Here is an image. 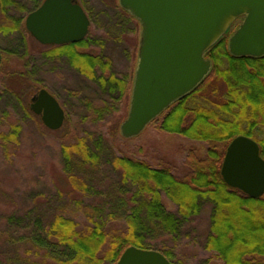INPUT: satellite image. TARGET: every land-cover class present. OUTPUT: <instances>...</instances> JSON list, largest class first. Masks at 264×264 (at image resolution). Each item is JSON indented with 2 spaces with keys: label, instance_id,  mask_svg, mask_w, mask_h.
I'll return each mask as SVG.
<instances>
[{
  "label": "trees",
  "instance_id": "trees-1",
  "mask_svg": "<svg viewBox=\"0 0 264 264\" xmlns=\"http://www.w3.org/2000/svg\"><path fill=\"white\" fill-rule=\"evenodd\" d=\"M28 1L33 3L31 7L17 0H0L2 15L8 16L10 9L20 12L17 17H10L9 26H0L4 32L11 31L20 38L5 52L10 57H27L22 19L41 0ZM87 13L91 17L97 14L92 10ZM229 34L230 30L205 52L212 62L210 72L175 105L169 106L158 124L161 130L199 143V147L188 150L181 172L170 165L153 167L146 160L124 154L114 156L109 165L117 175L120 213L112 211L106 219H87L83 223L62 213H53L46 222L41 213L18 216L24 223L29 217L33 219L32 227L26 228V237L33 243L36 254L40 253L34 264H116L131 245L158 250L173 264H182L174 259L171 249L157 240L178 234L199 214L204 203L211 206L204 243L210 259L221 264H264V194L252 198L225 184L220 175L225 148L236 135L256 140L264 158V55L233 56L227 49ZM87 42L55 46L42 54L49 62L65 57L101 89L102 96L97 102L86 101L82 107V119L111 120L129 94L132 72L121 77L112 72L108 75L110 59L85 51ZM77 46L83 48L81 53L74 52ZM27 72L17 70L13 72L15 77L11 76L22 84L27 82L21 92L5 86L0 88V94L14 96L29 117L32 112L25 94L39 83L30 84ZM211 75L224 83L223 95H218L217 88L208 83ZM203 91L217 94L218 100L197 103L195 98ZM66 119H70V114ZM21 129V124L14 122L7 131H0V147L5 157L18 144ZM101 141V135H97L90 140L78 138L61 144L62 168L73 191L85 193L87 180L79 173L99 163ZM127 199L132 202L129 209L124 208ZM165 201L174 205L175 211L168 210ZM14 217L11 214L9 220Z\"/></svg>",
  "mask_w": 264,
  "mask_h": 264
},
{
  "label": "rangeland",
  "instance_id": "rangeland-1",
  "mask_svg": "<svg viewBox=\"0 0 264 264\" xmlns=\"http://www.w3.org/2000/svg\"><path fill=\"white\" fill-rule=\"evenodd\" d=\"M17 1L32 6L28 0ZM78 1L89 9L87 12L92 10L97 13L89 16L91 24L88 36L94 43H91L89 50L110 59L108 75L110 72L117 77L131 75L138 53L140 22L124 13L118 0ZM7 14L0 13V26H9L7 22L10 17H17L20 12L10 9ZM240 21L238 19L231 25L226 43ZM133 28L137 30L136 33L131 31ZM18 36L11 31L4 32L0 27V88L7 86L13 92H21L27 82L23 85L11 76L17 70L28 71L29 83L37 81L39 84L26 92L25 102L29 104L38 88L45 86L57 96L66 110V118L70 114V119L65 118L61 128L49 130L31 110L32 114L25 116L10 93L0 94V131H7L14 122H19L22 127L19 142L10 149L8 157L0 147V264H34V259L40 256L26 237L27 230L32 227V217L27 218L25 224L18 216H37L41 213L46 222L53 213H62L83 223L87 219H106L112 211L120 213V208H117V175L109 165V160L114 156L124 154L146 160L153 167L170 165L176 172H181L188 150L199 147V143L193 140L159 129L158 124L162 121L159 117L137 136H121L119 126L128 113L131 87L123 107L113 113L115 116L111 120L82 119L80 111L86 101L95 103L102 96L97 83L73 69L67 61L63 67L61 61L49 62L42 53L37 54V44L26 32V59L5 54L12 45L17 44ZM29 65H33V71H30ZM208 83L217 88L218 95H223L225 85L221 80L216 81L211 75ZM217 94L203 91L195 99L197 103H209V100H218ZM97 135L102 137L99 163L79 173L87 180L85 193L73 191L62 168L61 144L74 142L78 138L90 140ZM125 203L124 208L129 209L132 202L127 199ZM165 205L170 211L176 209L168 201H165ZM210 209V204L204 203L199 214L178 234L160 237L162 239L157 243L171 249L174 259L182 264H221L218 260L210 259V252L204 247L210 227ZM11 214L16 216L13 221L9 220Z\"/></svg>",
  "mask_w": 264,
  "mask_h": 264
},
{
  "label": "water",
  "instance_id": "water-1",
  "mask_svg": "<svg viewBox=\"0 0 264 264\" xmlns=\"http://www.w3.org/2000/svg\"><path fill=\"white\" fill-rule=\"evenodd\" d=\"M119 5L141 24L128 113L119 126L124 138L140 134L202 81L211 69L205 51L238 17L243 18L228 38L229 53L264 55V0H119ZM24 23L38 42L56 45L82 40L90 24L73 0H43ZM30 109L50 130L59 129L65 120L64 109L45 88L37 92ZM220 175L225 184L252 198L264 194V158L257 141L243 134L233 137ZM116 264L173 263L158 250L131 245Z\"/></svg>",
  "mask_w": 264,
  "mask_h": 264
},
{
  "label": "flooded vegetation",
  "instance_id": "flooded-vegetation-1",
  "mask_svg": "<svg viewBox=\"0 0 264 264\" xmlns=\"http://www.w3.org/2000/svg\"><path fill=\"white\" fill-rule=\"evenodd\" d=\"M42 1L43 0H41L40 1V3L36 6V7H34V8H32L29 12H27L24 16H23V19H22V24H23V26H24V30H25V32L26 33H28V35L31 37V39H33L34 41H35V43L37 44V48H38V52H37V54H41V53H44L45 51H48L50 48H53V47H55V46H63V45H70V44H76V43H78V42H80V41H82V40H87L88 42H87V47H85V51H89L90 52V54H92V55H100L98 52L97 53H95V52H93V51H90L89 49H90V45H91V43H93V41H91L90 40V37L88 36V33H89V27H90V24H91V18L89 17V14L87 13V11H86V9H85V7L78 1V0H73V2L74 3H77V4H79L82 8H83V10L85 11V13L87 14V16H88V19H89V22H90V24H89V27H88V32H87V34L84 36V38L82 39V40H80V41H78V42H73V43H67V44H61V45H56V44H41L40 42H38L30 33H29V31H27L26 30V28H25V23H24V21H25V17L27 16V14L28 13H30V12H32L33 10H35L41 3H42ZM33 4V3H32ZM132 17V16H131ZM133 19H135L134 17H132ZM11 20V19H10ZM136 21H138L137 19H135ZM8 23V25H10L9 23H10V21H8L7 22ZM131 31H133L134 33H136L137 32V30L136 29H132ZM139 41H140V31H139ZM93 45H94V43H93ZM45 48V49H44ZM75 49H74V52L76 53V54H78V53H81L82 51H83V48L81 47V46H77V47H74ZM139 48V44H138V47H137V49ZM33 52V51H32ZM32 54V53H31ZM60 60H58V61H61V65L64 67V65L66 64L65 63V61H66V59H65V57H61V58H59ZM31 60H33V58L31 57ZM68 63V62H67ZM68 65L69 66H71L69 63H68ZM68 66V67H69ZM29 67H30V65H29ZM73 69H75V70H77L75 67H73V66H71ZM33 71V65H31V67H30V71ZM132 76H133V73H132ZM132 76H131V80H132ZM40 88H45L51 95H53L56 99H57V101L59 102V104L62 106V104L60 103V101L58 100V98H57V96L54 94V93H52L49 89H47L45 86L44 87H40ZM40 88H38V89H40ZM38 91V90H37ZM37 91H36V94H37ZM180 99V98H179ZM179 99L177 100V101H175L173 104L175 105L178 101H179ZM31 102V101H30ZM29 102V103H30ZM63 107V106H62ZM63 109H64V111H65V113H66V110H65V108L63 107ZM167 110V109H166ZM166 110H164L162 113H164V114H160V115H158V117L159 118H161V120L163 119V117H164V115L166 114ZM157 117V118H158Z\"/></svg>",
  "mask_w": 264,
  "mask_h": 264
}]
</instances>
